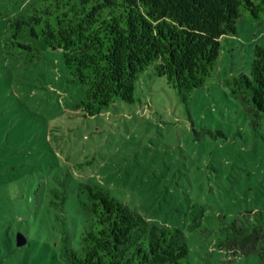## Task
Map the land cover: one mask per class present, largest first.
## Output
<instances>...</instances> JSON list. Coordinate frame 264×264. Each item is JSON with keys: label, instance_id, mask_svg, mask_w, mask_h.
<instances>
[{"label": "rangeland", "instance_id": "1", "mask_svg": "<svg viewBox=\"0 0 264 264\" xmlns=\"http://www.w3.org/2000/svg\"><path fill=\"white\" fill-rule=\"evenodd\" d=\"M29 0H0V264H67L52 189L68 182L66 216L78 244L81 182L108 187L149 221L180 227L191 264H259L256 254L217 244L219 215L264 212V120L256 133L222 77L248 71L264 20L244 11L222 38L216 75L186 102L153 67L137 80L134 101L118 98L93 115L79 105L86 85L70 80L62 50L36 62L7 53L9 19ZM205 207L191 229L193 205ZM25 232L29 242L17 245Z\"/></svg>", "mask_w": 264, "mask_h": 264}, {"label": "trees", "instance_id": "2", "mask_svg": "<svg viewBox=\"0 0 264 264\" xmlns=\"http://www.w3.org/2000/svg\"><path fill=\"white\" fill-rule=\"evenodd\" d=\"M246 10L252 20H264V0H29L9 19L3 41L9 55L28 62L40 60L46 50H62L70 80L87 86L79 105L93 115L118 98L134 101L137 80L151 67L188 102L216 75L222 38L237 32ZM222 83L258 133L264 120V45H255L248 71L226 74ZM51 191L60 257L67 264H191L182 228L149 221L98 183L77 187L85 214L73 244L68 182L61 180ZM191 217L189 227H201L204 205L195 203ZM204 232H216L221 249L256 254L264 264L263 211H241L234 218L221 214L217 229ZM19 233L27 244V234Z\"/></svg>", "mask_w": 264, "mask_h": 264}, {"label": "water", "instance_id": "3", "mask_svg": "<svg viewBox=\"0 0 264 264\" xmlns=\"http://www.w3.org/2000/svg\"><path fill=\"white\" fill-rule=\"evenodd\" d=\"M18 245L22 246L27 242V237L23 233H18Z\"/></svg>", "mask_w": 264, "mask_h": 264}]
</instances>
